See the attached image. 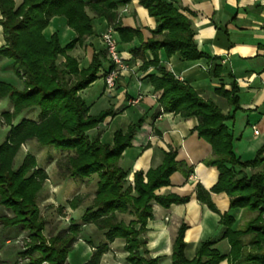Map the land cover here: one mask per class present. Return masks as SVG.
I'll return each instance as SVG.
<instances>
[{"label": "trees", "instance_id": "1", "mask_svg": "<svg viewBox=\"0 0 264 264\" xmlns=\"http://www.w3.org/2000/svg\"><path fill=\"white\" fill-rule=\"evenodd\" d=\"M130 0H23L17 5L14 0H0V26L5 44L0 47V58L13 62L16 75L22 79L24 88L17 89L12 84L0 80V101L8 99L12 112L2 114L10 127L6 140L0 145V206L13 212L12 218L3 217L5 228L22 227L30 231L36 243L31 245L24 256L30 257L28 264H65L68 254L78 242L82 225H93L101 232L104 242L96 247L86 264H100L108 251V243L122 240L125 243L128 264H159V259L144 258L141 250L146 247L144 234L153 217V204L164 208L186 204L190 198L176 195H160L158 191L170 186V178L181 169L176 161V152L164 153V160L157 168L146 173L134 174L133 184L128 182V174L118 166L124 151L131 142L144 119L114 134L113 144H103L99 138H92L89 132L96 129L112 110L90 115V107L80 92L99 79L104 64L109 60L106 49L95 52L90 65L80 68L78 60L70 55L77 45L84 43L94 33L93 18L105 19L110 27L120 34L117 9ZM150 16L156 21L153 39L142 48L154 53L151 65L156 74L149 77L156 92L161 91L158 103L167 113L179 114L184 118L197 117L196 131L213 149L214 157L206 162L219 172L213 193H226L232 210L245 209L257 213L245 229L233 230L234 219L228 214L221 222L226 226L224 238L231 245L229 260L233 264H264V172L248 176L244 169H257L264 163V144L255 158L243 161L233 149L234 138L226 122L231 119L212 101L203 100L188 84L178 80L163 68L157 52L165 50L167 56L177 52L186 61L209 58L199 50L191 21L172 3L166 0H139ZM54 17H65L67 25L76 32L77 39L65 47L61 46L58 34L50 40L44 30ZM64 58V62H59ZM108 58V59H107ZM106 75L115 68L113 62ZM235 83L232 89L220 91L231 105H237ZM40 111L39 120L23 119L14 121L27 109ZM37 141L41 147H53L60 152H74L68 158L67 173L70 178H90L97 175V191L92 204L88 206L79 222L71 220L64 234H59L47 243L43 234L45 221L41 216L38 198L48 178L45 170L38 168L36 158L27 155L18 169L14 161L22 145ZM238 168L240 170H238ZM198 199L213 208L209 199L198 191ZM80 197H74L69 206L72 210L80 207ZM119 215L133 216L127 224ZM186 225H182L175 241L172 264H220L227 259L213 243H200L196 256L189 261L185 257L184 241ZM253 235V249L245 251L243 238ZM36 255V257H35Z\"/></svg>", "mask_w": 264, "mask_h": 264}, {"label": "crops", "instance_id": "2", "mask_svg": "<svg viewBox=\"0 0 264 264\" xmlns=\"http://www.w3.org/2000/svg\"><path fill=\"white\" fill-rule=\"evenodd\" d=\"M14 1L20 5L23 0ZM166 1L191 21L198 48L209 58L186 61L179 52L167 56L165 50H160L157 57L161 66L178 80L190 85L203 100L212 101L231 117L226 125L234 138L235 155L243 161L253 160L264 144V0ZM89 14L93 18L94 33L70 53L78 60L80 68L84 69L90 65L95 52L105 50L102 35L110 28L105 19L91 12ZM117 14L119 27L125 30L124 34L118 32L117 37L126 71L116 78L115 88L108 90L105 83V74L110 67L108 60L99 79L80 92L90 107V115L96 116L108 110L114 113L90 131L89 135L99 138L103 144L112 145L117 131L126 132L129 126L144 119L132 139V146L124 151L118 166L127 172V179L133 184L136 172L146 173L151 168L159 167L164 160V153L173 150L181 169L171 176L170 186L160 189L158 193L190 198L186 204L169 208L153 204V217L148 221L147 231L143 235L146 247L141 250V254L144 258L159 259V264H172L179 229L186 225L184 241L187 260L195 258L200 243L210 241L213 248L227 258L220 264H233L228 258L231 245L224 238L226 226L221 219L228 214L235 221L233 230H242L257 213L245 209L232 210L226 193L212 192L218 182L219 172L216 167L206 164L214 154L212 146L200 138L196 131L198 118H184L179 114L164 112L160 107L158 100L162 92H156L149 79L156 74L155 66L151 65L155 55L142 48L154 38L160 39L152 33L156 28L155 19L139 0H130L117 9ZM43 33L48 40L57 33L63 47L78 37L67 25L65 17L52 18ZM4 44L0 26V47ZM6 61V58H0V80L4 82L1 75L8 76L11 71L15 73L13 62L10 64ZM64 61V58L59 60ZM233 83L238 88L236 106L231 105L228 98L220 93L222 90L230 92ZM97 106L102 110L93 114L92 110ZM255 129L259 131L258 135H255ZM55 166L56 161L49 163L45 172ZM243 172L248 176L264 172V163L257 169L248 168ZM89 180L91 177L83 179L80 189ZM198 191L209 199L213 208L198 199ZM65 200L69 206L72 198ZM81 208L84 207L72 210L69 206L73 213ZM71 220L74 217L69 222ZM88 226H81L78 242L68 254L66 264L88 263L96 247L104 242L103 235L94 226L95 231L100 233L95 241V237L87 233L88 229H84ZM20 228H11L8 234L14 237L20 235L23 232L18 231ZM253 239V235L243 238L246 252L253 249ZM124 246V241L119 239L108 243V251L100 264H128Z\"/></svg>", "mask_w": 264, "mask_h": 264}, {"label": "rangeland", "instance_id": "3", "mask_svg": "<svg viewBox=\"0 0 264 264\" xmlns=\"http://www.w3.org/2000/svg\"><path fill=\"white\" fill-rule=\"evenodd\" d=\"M91 1V0H86ZM8 63L12 64V61L7 59ZM1 77L8 83L12 84L19 90L24 88V83L21 78L16 76V73L11 71L8 76L1 75ZM13 108L8 99L0 101V145L6 140L10 127L4 122L2 114L6 112H12ZM99 106L93 108L92 113H99ZM40 111L36 108H29L25 110L15 121L14 124H18L22 119L38 121ZM27 155H32L36 158L38 168L45 170V167L49 163L56 161V166L47 170L48 178L44 183V189H42L39 198L38 205L41 211V216L45 221V230L43 232L47 243L50 239L64 234L71 225L70 218L74 217L75 222L80 221L81 215L84 213V208L90 206L95 199L97 191L98 177L97 175L91 176V180L85 183L81 189L83 179L75 178L71 179L67 173L68 158L75 155L74 152H60L53 147H41L37 141H28L22 145L21 150L15 158V168L17 169L20 164L23 163ZM14 168V169H15ZM129 182V181H128ZM80 189V190H79ZM79 190V191H77ZM77 193V194H75ZM80 197L81 208L73 213L67 204L66 198ZM12 218L13 212L7 210L3 206H0V264H28L30 262L29 256H24L31 245L39 244L40 241L35 242L32 239V233L24 230L22 227L18 231H22L20 235L10 236L8 234L9 229L5 228L2 224L3 217ZM120 220L129 224L133 220V216L119 215ZM95 227L90 225L84 229H88L87 233L92 234L95 237V241L98 240V234ZM91 230L93 233H91ZM96 232V233H95ZM36 257V255H35ZM42 264H49L43 262ZM66 264V263H65Z\"/></svg>", "mask_w": 264, "mask_h": 264}, {"label": "built area", "instance_id": "4", "mask_svg": "<svg viewBox=\"0 0 264 264\" xmlns=\"http://www.w3.org/2000/svg\"><path fill=\"white\" fill-rule=\"evenodd\" d=\"M102 42L107 51L108 58L113 64L115 68L110 71L105 77V83L108 90H112L116 85V78L118 75L126 71L123 66V60L119 51V41L117 37V32L114 28L110 27L107 31H105L102 35ZM255 135L259 134L257 129L254 130Z\"/></svg>", "mask_w": 264, "mask_h": 264}]
</instances>
